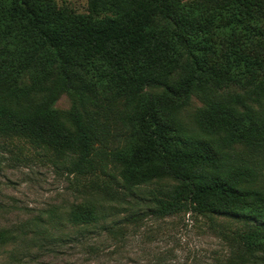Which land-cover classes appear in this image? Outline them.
Here are the masks:
<instances>
[{
	"label": "trees",
	"instance_id": "1",
	"mask_svg": "<svg viewBox=\"0 0 264 264\" xmlns=\"http://www.w3.org/2000/svg\"><path fill=\"white\" fill-rule=\"evenodd\" d=\"M43 2L0 0V137L54 152L70 174L104 170L111 156L127 167L123 191H102L99 205L49 210L0 229V247L14 245L12 262H22L15 248L33 262L57 254L70 239L64 224L88 232L114 216L120 202L132 211L146 193L147 212L128 218L191 213L235 222V256L264 264V162L181 139L164 107L188 105L198 95L227 126L228 144L254 138L247 111L214 103L207 93L248 87L264 96V0H92L96 16L87 26ZM27 80L52 83L48 97L25 104L35 91L22 87ZM108 92L139 102L124 123L123 155L108 151V132L92 110ZM63 94L71 102L67 111L55 107Z\"/></svg>",
	"mask_w": 264,
	"mask_h": 264
},
{
	"label": "rangeland",
	"instance_id": "2",
	"mask_svg": "<svg viewBox=\"0 0 264 264\" xmlns=\"http://www.w3.org/2000/svg\"><path fill=\"white\" fill-rule=\"evenodd\" d=\"M91 1L44 0L42 4L66 18L79 19L87 26L96 16ZM183 76L179 73L177 79ZM22 87L27 91L35 90L22 101L36 104L48 97L46 89L53 85L27 80ZM105 96L99 102L102 107L92 110L99 113L96 117L108 132V151L123 155L128 150L123 142L127 135L124 123L127 116L135 114L139 102L114 92ZM198 97L193 96L188 105L178 101L164 103L174 133L190 143H206L219 154L263 163L264 96L248 87H217L208 91L207 99L212 102L237 113L247 111L248 125L256 127L254 138L236 144H228L225 139L229 135L227 126L218 116L208 112L207 103ZM55 107L67 111L71 107L70 99L61 95ZM126 167L124 160L111 156L104 162V170L87 169L81 175L70 174L54 152L35 149L19 139L0 137V229L19 227L49 210L60 213L72 206L99 205L105 196L102 191H123L121 185ZM147 171L144 169L140 175ZM142 197L132 211L131 204L120 202L114 216L98 226L89 227L88 232L64 224L63 232L70 239L57 245L59 252L55 255H41L33 262L22 250L15 248L14 251L20 254L21 264H249L235 256L237 250L231 240L237 229L235 222L231 224L223 218L210 219L191 213L166 218L143 214L134 221L128 218L130 212L145 213L151 205L146 193ZM13 246L0 247V264H14L10 259ZM32 249L34 257L36 246Z\"/></svg>",
	"mask_w": 264,
	"mask_h": 264
}]
</instances>
